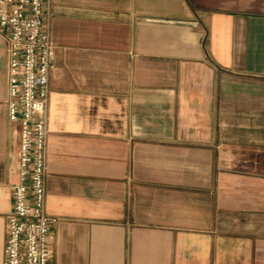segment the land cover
Instances as JSON below:
<instances>
[{
    "label": "crops",
    "instance_id": "crops-1",
    "mask_svg": "<svg viewBox=\"0 0 264 264\" xmlns=\"http://www.w3.org/2000/svg\"><path fill=\"white\" fill-rule=\"evenodd\" d=\"M45 20L50 264H264V0H45ZM5 33L0 264L19 178Z\"/></svg>",
    "mask_w": 264,
    "mask_h": 264
},
{
    "label": "built area",
    "instance_id": "built-area-1",
    "mask_svg": "<svg viewBox=\"0 0 264 264\" xmlns=\"http://www.w3.org/2000/svg\"><path fill=\"white\" fill-rule=\"evenodd\" d=\"M6 30L8 118L19 124V178L6 220L4 264H50L52 227L46 209L49 74L55 45L45 20V0H0Z\"/></svg>",
    "mask_w": 264,
    "mask_h": 264
},
{
    "label": "water",
    "instance_id": "water-1",
    "mask_svg": "<svg viewBox=\"0 0 264 264\" xmlns=\"http://www.w3.org/2000/svg\"><path fill=\"white\" fill-rule=\"evenodd\" d=\"M190 23H192V22H190Z\"/></svg>",
    "mask_w": 264,
    "mask_h": 264
}]
</instances>
